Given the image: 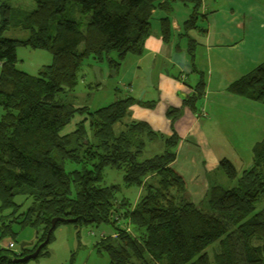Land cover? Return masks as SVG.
Here are the masks:
<instances>
[{
    "label": "trees",
    "instance_id": "trees-1",
    "mask_svg": "<svg viewBox=\"0 0 264 264\" xmlns=\"http://www.w3.org/2000/svg\"><path fill=\"white\" fill-rule=\"evenodd\" d=\"M10 1L0 0V211L10 210V221L34 228L36 240L13 257L10 248L0 249V264L32 253L54 218L66 221L56 222L46 245L61 224L98 225L112 219L115 225V213L135 230L116 226L113 236H102L95 244L107 253L109 264H264V244H259L264 242V207L256 210L264 200V134L238 178L232 163L220 160L219 169L236 184H210L203 208L191 201L171 168L177 135L165 136L147 122L130 119L133 105L152 108L153 102L126 96L88 112L59 97L73 90L84 60L106 59L116 69L128 54L140 56L156 9L192 3L184 30L204 32L198 25L206 17L200 12L202 0H31V11L14 8ZM75 11L81 15L77 21L70 18ZM9 30L27 31L29 37L5 38ZM170 35V20L160 19L162 41L169 42ZM18 46L47 50L51 63L36 76L18 70ZM204 88L200 72L182 107L195 112ZM228 92L264 105V61L230 83ZM75 113L86 116L62 135ZM166 117L175 122L180 109H168ZM147 143L160 152L142 158ZM66 161L79 169L65 171ZM106 167L122 171L126 186L142 188L134 206L116 201L117 186H100ZM16 197L28 201L25 209L20 210L23 204H16ZM1 221L3 232L9 231L4 216Z\"/></svg>",
    "mask_w": 264,
    "mask_h": 264
},
{
    "label": "crops",
    "instance_id": "crops-1",
    "mask_svg": "<svg viewBox=\"0 0 264 264\" xmlns=\"http://www.w3.org/2000/svg\"><path fill=\"white\" fill-rule=\"evenodd\" d=\"M192 7V3L178 1L168 10H154L151 35L144 41L143 53L128 59L132 62L124 65V73L128 74L127 96L138 100L143 92L138 101L154 104L152 108L133 105L130 119L147 122L165 136L171 132L177 135L171 168L197 204L211 184L207 176L217 173L220 160L226 159L214 152L206 135L226 126L232 115L242 120L256 115L255 103L229 93L228 87L253 70L258 65L257 55L264 54V0H202L200 12L206 17L198 25L205 27L204 32L184 30ZM165 17L171 29L167 43L160 36V19ZM149 68L151 87L145 85L144 72ZM200 72L205 81L204 94L201 105L192 112L182 107V102L193 93ZM170 108L180 109V117L173 123L166 117Z\"/></svg>",
    "mask_w": 264,
    "mask_h": 264
},
{
    "label": "rangeland",
    "instance_id": "rangeland-1",
    "mask_svg": "<svg viewBox=\"0 0 264 264\" xmlns=\"http://www.w3.org/2000/svg\"><path fill=\"white\" fill-rule=\"evenodd\" d=\"M9 4L14 8H23L27 11H31L34 8L31 0H13ZM24 6L26 7L24 8ZM75 8L78 9V7ZM80 17L81 15L75 11L70 18H74L77 21ZM3 36L8 39L25 40L29 37V33L23 30H9ZM258 55L257 64L264 61V54ZM110 57L116 58V54L112 53ZM16 58V68L18 70L31 76H36L43 67L51 63L52 57L47 50L32 49L29 46H18L16 48ZM128 59L134 60L135 56L128 54L116 69L111 68L106 59H103L101 62H95L92 58L84 60L76 73V84L73 90L60 94L59 97L73 108H85L88 112H93L118 99L126 97L129 95L126 83L128 74L127 72L124 73V65L129 66L130 62H132V60ZM95 68L99 69L100 83L96 79ZM124 77L125 79L123 80ZM251 103H255L254 105H256V115L254 117H245L242 120L232 115L227 118L226 126H221L218 128V131L206 135L214 152L232 163L237 171V178L252 163L253 148L262 139L264 134V105L254 101H251ZM200 105L201 99L197 101L196 107L199 108ZM1 113L0 110V115ZM84 116L86 115L75 113L70 123L62 129L61 134L64 135L72 132L76 128V124ZM87 135L90 140L91 134L88 128ZM154 145L146 144L142 158H148L153 153L160 152L157 145L153 148ZM79 166L69 161L63 163V167L67 172L78 170ZM102 176L101 187L117 186L115 192L117 202L124 200L129 206L136 204L142 194V188L139 186H126L123 181L122 171L106 167L102 170ZM207 177L211 180V184H218L224 188L233 187L237 180H229L220 169L217 170V173H213ZM14 201L16 204H23L20 210L25 209L28 205V201L24 202L22 197H16ZM197 205L204 208L206 206L205 198H201L197 202ZM263 207L264 200H261L257 203L256 210ZM9 214L10 210L0 211V249H5L9 243H12L14 247L10 249L8 255L13 257L15 253L19 252V245L21 243H35L36 231L32 227H21L15 221H10L12 218ZM2 216H4L6 224L10 226V230L7 232H3L4 230L1 225ZM115 216H119V214L115 213L113 218ZM9 217L10 219H8ZM116 226L127 227L132 231L135 230L132 226L125 225V222L121 218L116 221L115 225L112 224V219L109 223L98 225L86 223L76 226L61 224L53 231L52 240L37 258L25 263L12 264H109L107 253L98 251L95 244L102 236H113ZM259 244H264V242H260ZM27 248H31V246H27ZM207 251L209 252L210 248ZM209 254L211 255L210 252Z\"/></svg>",
    "mask_w": 264,
    "mask_h": 264
},
{
    "label": "water",
    "instance_id": "water-1",
    "mask_svg": "<svg viewBox=\"0 0 264 264\" xmlns=\"http://www.w3.org/2000/svg\"><path fill=\"white\" fill-rule=\"evenodd\" d=\"M150 72H151V68L147 69L145 72H144V75H145V85L147 87H151V82H150ZM94 73H95V76H96V79L98 80V82L100 83V77H99V69L98 68H95L94 69ZM143 95V92L141 93V95L139 96L138 100H141V97ZM61 221H66L65 219H61V218H54L51 220V226H50V229L48 230L47 232V235H46V238L45 240L39 244L36 249L34 250L33 253L31 254H28V255H25L23 257H19V258H15L12 260V263H25L31 259H35L37 258L40 250L46 245V243L48 242L49 240V234L50 232L54 229V226L56 224V222H61ZM68 221V220H67ZM27 246H32V243H21L19 245V249L22 250L23 248L27 247Z\"/></svg>",
    "mask_w": 264,
    "mask_h": 264
},
{
    "label": "built area",
    "instance_id": "built-area-1",
    "mask_svg": "<svg viewBox=\"0 0 264 264\" xmlns=\"http://www.w3.org/2000/svg\"><path fill=\"white\" fill-rule=\"evenodd\" d=\"M201 114L205 115V112L202 111ZM114 219H115V221H118V220H119V217H118V216H115ZM13 247H14V245H13L12 243H9V244L7 245V248L12 249Z\"/></svg>",
    "mask_w": 264,
    "mask_h": 264
},
{
    "label": "flooded vegetation",
    "instance_id": "flooded-vegetation-1",
    "mask_svg": "<svg viewBox=\"0 0 264 264\" xmlns=\"http://www.w3.org/2000/svg\"><path fill=\"white\" fill-rule=\"evenodd\" d=\"M40 244H41V243H40ZM32 245H34V244H32ZM35 249H36V248H35ZM33 252H34V251H33ZM33 252H32V253H33ZM29 254H31V253H29Z\"/></svg>",
    "mask_w": 264,
    "mask_h": 264
},
{
    "label": "bare ground",
    "instance_id": "bare-ground-1",
    "mask_svg": "<svg viewBox=\"0 0 264 264\" xmlns=\"http://www.w3.org/2000/svg\"><path fill=\"white\" fill-rule=\"evenodd\" d=\"M35 238V237H34Z\"/></svg>",
    "mask_w": 264,
    "mask_h": 264
}]
</instances>
